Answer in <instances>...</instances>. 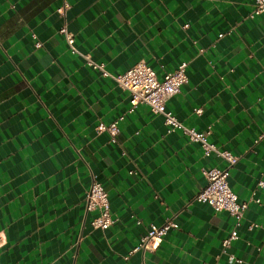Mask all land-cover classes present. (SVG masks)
Returning <instances> with one entry per match:
<instances>
[{"label": "crops", "instance_id": "crops-1", "mask_svg": "<svg viewBox=\"0 0 264 264\" xmlns=\"http://www.w3.org/2000/svg\"><path fill=\"white\" fill-rule=\"evenodd\" d=\"M253 7L0 0V264H264V11L251 17ZM65 19L77 46L113 73L143 60L162 76L187 61L189 80L166 108L188 126H211L209 140L240 155L228 179L248 206L226 250L234 217L195 198L207 182L202 167L225 159L169 131L148 103L132 106L127 89L71 51ZM120 114L113 142L97 124ZM93 175L109 192L107 228L93 226L96 210L86 207ZM170 218L178 226L155 251H132Z\"/></svg>", "mask_w": 264, "mask_h": 264}, {"label": "built area", "instance_id": "built-area-1", "mask_svg": "<svg viewBox=\"0 0 264 264\" xmlns=\"http://www.w3.org/2000/svg\"><path fill=\"white\" fill-rule=\"evenodd\" d=\"M67 6L68 3L64 2L57 7V10L61 14H64ZM263 11L264 0H254V7L250 16L255 17ZM60 32L64 35L72 52L83 56L89 65L100 70L102 74L113 77L122 88L129 91L132 106L141 102L148 103L155 113H161L164 116V121L168 125L169 131L181 129L190 140L200 143L205 155L214 153L218 157L225 159L226 164L224 166L211 165L202 167V172L207 182L196 193L195 198L210 203L216 209L227 210L234 217V227L221 239L222 247L226 250L231 245L233 239L239 237L237 227L241 224L244 212L248 206L247 201L238 199V195L230 186L228 179L230 167L238 161L240 155L233 153L228 148L220 147L209 140L211 126L202 130L188 126L176 114L166 108L168 98L180 91L181 86L189 80L187 61H182L175 69L166 70L162 76L158 75L152 65L143 60L131 65L123 72L113 73L106 69L103 62L95 60L88 51H83L77 46L75 33L69 28L66 19L60 27ZM223 34L220 33L219 35ZM36 45H42V41L37 40ZM196 111L201 113L202 107H197ZM123 117L124 115L120 114L109 122L100 121L97 124V131L107 130L110 133L111 141H117V135L121 130L120 121ZM134 171L136 170H131V172ZM259 184L264 185V180L261 179ZM85 202L88 210H96V214L91 219L93 226L107 228L115 221L111 212L109 192L95 175H93L91 184L87 189ZM176 226L178 224L172 218L167 219L161 224L152 223L148 230L141 235L139 243L132 251L138 249L155 251L161 244L167 231L171 227ZM4 241L5 233L3 230H0V246ZM228 258L230 261L239 263L244 261L242 257L232 253L228 255ZM246 264L255 263L247 262Z\"/></svg>", "mask_w": 264, "mask_h": 264}]
</instances>
